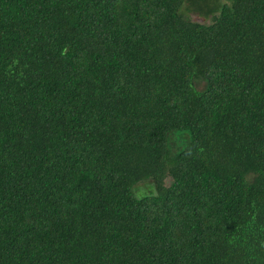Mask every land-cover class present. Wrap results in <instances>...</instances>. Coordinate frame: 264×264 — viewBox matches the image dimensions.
Masks as SVG:
<instances>
[{
  "label": "trees",
  "instance_id": "trees-1",
  "mask_svg": "<svg viewBox=\"0 0 264 264\" xmlns=\"http://www.w3.org/2000/svg\"><path fill=\"white\" fill-rule=\"evenodd\" d=\"M0 264H264V0H0Z\"/></svg>",
  "mask_w": 264,
  "mask_h": 264
},
{
  "label": "rangeland",
  "instance_id": "rangeland-1",
  "mask_svg": "<svg viewBox=\"0 0 264 264\" xmlns=\"http://www.w3.org/2000/svg\"><path fill=\"white\" fill-rule=\"evenodd\" d=\"M189 17L191 19L199 21V22H203L204 21L203 19H201L200 17H198L195 14H191ZM154 192H155L154 185L151 182L150 183L141 184V185H139V186H137L135 188V194H136V196L138 198H141V197L146 196V195H151Z\"/></svg>",
  "mask_w": 264,
  "mask_h": 264
}]
</instances>
